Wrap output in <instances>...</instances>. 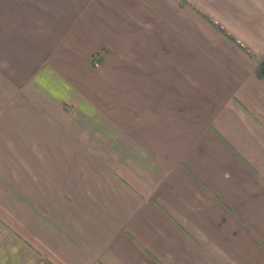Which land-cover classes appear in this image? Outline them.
Listing matches in <instances>:
<instances>
[{"label": "crops", "instance_id": "1", "mask_svg": "<svg viewBox=\"0 0 264 264\" xmlns=\"http://www.w3.org/2000/svg\"><path fill=\"white\" fill-rule=\"evenodd\" d=\"M264 0H0V264H264Z\"/></svg>", "mask_w": 264, "mask_h": 264}, {"label": "trees", "instance_id": "2", "mask_svg": "<svg viewBox=\"0 0 264 264\" xmlns=\"http://www.w3.org/2000/svg\"><path fill=\"white\" fill-rule=\"evenodd\" d=\"M259 76L264 77V68H262L261 71L259 72Z\"/></svg>", "mask_w": 264, "mask_h": 264}]
</instances>
